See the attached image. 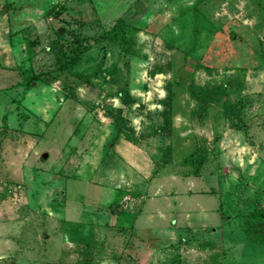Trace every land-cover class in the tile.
<instances>
[{
  "label": "rangeland",
  "instance_id": "obj_1",
  "mask_svg": "<svg viewBox=\"0 0 264 264\" xmlns=\"http://www.w3.org/2000/svg\"><path fill=\"white\" fill-rule=\"evenodd\" d=\"M190 263L264 264V0H0V264Z\"/></svg>",
  "mask_w": 264,
  "mask_h": 264
},
{
  "label": "trees",
  "instance_id": "obj_2",
  "mask_svg": "<svg viewBox=\"0 0 264 264\" xmlns=\"http://www.w3.org/2000/svg\"><path fill=\"white\" fill-rule=\"evenodd\" d=\"M120 26H121V28L114 34V36L117 38H120L121 41H127V36H126L125 31H124V27H125V21L124 20H121ZM121 93H123V90ZM190 264H199V263H190Z\"/></svg>",
  "mask_w": 264,
  "mask_h": 264
},
{
  "label": "crops",
  "instance_id": "obj_3",
  "mask_svg": "<svg viewBox=\"0 0 264 264\" xmlns=\"http://www.w3.org/2000/svg\"><path fill=\"white\" fill-rule=\"evenodd\" d=\"M147 153H148V151H147ZM131 160V159H130ZM132 161V160H131Z\"/></svg>",
  "mask_w": 264,
  "mask_h": 264
}]
</instances>
